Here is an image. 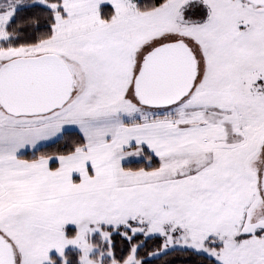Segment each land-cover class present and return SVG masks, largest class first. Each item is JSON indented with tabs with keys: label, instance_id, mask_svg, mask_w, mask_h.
I'll use <instances>...</instances> for the list:
<instances>
[{
	"label": "snow or ice",
	"instance_id": "obj_1",
	"mask_svg": "<svg viewBox=\"0 0 264 264\" xmlns=\"http://www.w3.org/2000/svg\"><path fill=\"white\" fill-rule=\"evenodd\" d=\"M0 264H264V0H0Z\"/></svg>",
	"mask_w": 264,
	"mask_h": 264
}]
</instances>
